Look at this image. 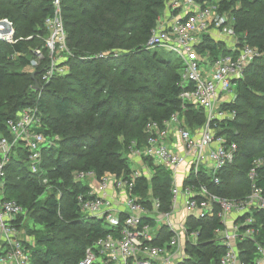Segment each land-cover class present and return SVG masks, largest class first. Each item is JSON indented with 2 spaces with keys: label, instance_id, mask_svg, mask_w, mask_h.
Wrapping results in <instances>:
<instances>
[{
  "label": "trees",
  "instance_id": "obj_1",
  "mask_svg": "<svg viewBox=\"0 0 264 264\" xmlns=\"http://www.w3.org/2000/svg\"><path fill=\"white\" fill-rule=\"evenodd\" d=\"M218 3L233 18L239 41L261 52L235 82V100L225 104L237 114L223 132L236 142L237 151L222 170L220 185H210L213 192L235 197L249 192V166L254 157L264 156V0ZM61 4L71 53L65 54L64 62L69 71L45 83L47 49L34 70L28 66L33 49L48 35L44 20L53 14L52 0H0V18L13 22L15 36H32L15 44L0 41V137H10L8 118L34 105L41 112L44 134L59 136L55 147L43 149L47 185L30 173L22 144L4 167L6 197L21 203L30 217L21 229L31 264H77L86 247L108 231L101 219L80 211L76 197L86 193L88 184L75 181L73 172L93 171L98 177L128 174V143L143 139L148 120H162L181 109V62L146 44L163 14L164 0H61ZM198 50H209L213 58L228 52L225 43L209 34L202 36ZM99 53L104 56H95ZM32 71L37 72L38 89L32 88ZM189 112H196L195 121L202 122L200 111ZM186 117L191 123L189 113ZM154 169L150 183L137 189L144 193L149 184L166 209L170 176L160 165ZM260 175L264 177V168ZM188 224L199 228L201 236L196 246L187 248L190 258L181 264H220L224 246L214 239L219 220L190 219ZM247 247L253 249L251 244Z\"/></svg>",
  "mask_w": 264,
  "mask_h": 264
},
{
  "label": "built area",
  "instance_id": "obj_2",
  "mask_svg": "<svg viewBox=\"0 0 264 264\" xmlns=\"http://www.w3.org/2000/svg\"><path fill=\"white\" fill-rule=\"evenodd\" d=\"M164 3L146 44L174 53L181 62V109L168 118L148 120L143 139L128 143V174L98 177L93 171L73 172L75 181L88 184L86 193L76 197L80 211L101 219L108 228L86 247L77 264H181L190 258L187 248L196 246L201 236L199 228L188 224L190 219L212 218L219 220L214 239L224 246L220 264H264V186L260 185L264 156L254 157L249 166V192L245 195L230 197L210 189V185H220L222 170L234 161L237 151L236 142L223 133L237 114L225 104L235 100V82L261 52L239 41L233 18L218 2ZM52 5L53 14L44 20L48 35L42 46L33 49L28 66L34 70L45 57L43 48L47 49L50 63L42 74L45 83L69 71L64 62L65 54H71L61 0H52ZM204 34L221 40L228 52L214 58L209 50L199 53ZM31 37H16L13 22L0 18V41L15 44ZM191 109L200 111L202 122L195 121L197 114L189 112ZM42 124L37 106L24 107L6 121L10 137H0V264H31L20 220L27 210L16 199L6 197L4 167L22 144L30 173L48 184L43 177V149L55 147L59 136L45 135ZM154 165L162 166L170 176L171 198L166 209L152 195L149 184L144 193L137 189L150 183ZM60 197L58 193L57 199Z\"/></svg>",
  "mask_w": 264,
  "mask_h": 264
},
{
  "label": "rangeland",
  "instance_id": "obj_3",
  "mask_svg": "<svg viewBox=\"0 0 264 264\" xmlns=\"http://www.w3.org/2000/svg\"><path fill=\"white\" fill-rule=\"evenodd\" d=\"M219 1L220 0H213V2H219ZM237 6H239L238 3H237ZM153 49L157 50V52L161 53L167 59L177 60L179 62V60L177 59V57H176V55L174 53L169 52V51H167L165 49H162V48H159V47H156V48H153ZM154 163H156V162H154ZM27 222L28 223L31 222L30 221V217L25 215V216L22 217V223L21 224L27 223ZM23 233L25 234L24 231H23Z\"/></svg>",
  "mask_w": 264,
  "mask_h": 264
},
{
  "label": "water",
  "instance_id": "obj_4",
  "mask_svg": "<svg viewBox=\"0 0 264 264\" xmlns=\"http://www.w3.org/2000/svg\"><path fill=\"white\" fill-rule=\"evenodd\" d=\"M36 74H37L36 71H32L31 74H30V76H31V78L33 79V82H34V84L32 86L33 89H38L39 88V82H38V80L36 78Z\"/></svg>",
  "mask_w": 264,
  "mask_h": 264
}]
</instances>
